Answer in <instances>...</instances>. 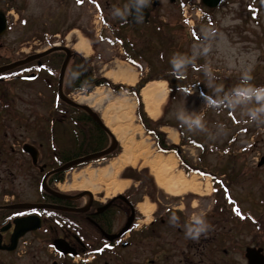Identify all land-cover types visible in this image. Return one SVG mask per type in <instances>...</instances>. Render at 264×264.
I'll use <instances>...</instances> for the list:
<instances>
[{
  "label": "flooded vegetation",
  "instance_id": "1",
  "mask_svg": "<svg viewBox=\"0 0 264 264\" xmlns=\"http://www.w3.org/2000/svg\"><path fill=\"white\" fill-rule=\"evenodd\" d=\"M161 1L151 0L147 7L151 18L158 16ZM185 1L165 0L164 12L168 7L181 8ZM199 1L209 15L226 7L233 10L237 1L245 3L221 0L218 7L209 8L204 0ZM57 3L59 9H68L71 3L80 10L91 7V14L97 12L102 23L108 22L105 27L119 34L146 25L143 21L133 24L130 16L126 21L113 17L112 10L123 7L126 0ZM16 9L13 0H0L8 30L17 18ZM245 9L250 23L263 34V46L264 0H247ZM92 23L97 30L98 21ZM53 32L56 41L60 35ZM5 38H0V67L23 60L13 59L12 46L3 42ZM56 47L67 45L60 41ZM56 53L64 59L68 55L56 51L0 74V264H220L222 248L241 256L243 248L234 251L236 243L245 241L246 227L237 218L228 222L207 218L212 230L196 242L185 237L183 225L190 218L178 216L179 223L173 226L169 214L154 211L148 220L133 192L125 194L126 201L117 196L91 197L85 190H60L61 162L72 152L62 154L71 148L62 146L61 107L55 98ZM256 74L255 68L251 75ZM30 75L35 78L29 79Z\"/></svg>",
  "mask_w": 264,
  "mask_h": 264
},
{
  "label": "rangeland",
  "instance_id": "2",
  "mask_svg": "<svg viewBox=\"0 0 264 264\" xmlns=\"http://www.w3.org/2000/svg\"><path fill=\"white\" fill-rule=\"evenodd\" d=\"M244 2L245 3L242 4L243 2L237 1L233 10L226 7L221 10V13L212 15L211 24L209 21L204 23V21L201 20L199 23L200 27L197 29L198 34H191L189 28L184 23L186 19L183 18L181 11L175 7H168L167 10L169 11L165 13V0H162V9L158 13L157 22L162 20L163 25L168 26L166 33H170V36H172L175 42V48L167 51L169 54L168 63L165 64L171 65L172 56L176 53L191 56L194 44L205 43L211 45L210 52L206 56H200L195 62L203 60V63L210 66L212 70L220 69L222 71H231L239 76L242 75L244 71L248 70L249 67H251V71L255 68L256 71H263L264 45H261L263 34L250 23L245 9L247 0H244ZM17 3L21 5V10H16L18 19H14L10 26V33L5 35L6 38L3 40V42L10 44L9 46H12L13 59H24L31 54H39L38 51L48 48V37L52 38L51 42L53 43L57 44L63 41L71 46L80 42L81 37H83L89 39L94 50L97 54H100L99 58L98 56L95 58L96 62L94 69L96 75H106V73L110 72V68H115V71L118 72L120 69L122 70V64L133 67V65L127 61L126 54L120 45L116 44L113 40L111 31H107L108 34H105L103 30V35L106 36L109 41H103L98 38L97 33L99 31L95 30V28L93 29V23L90 26L91 20L93 21L95 19V15L89 12L91 7L87 9L82 7L80 10L75 4L71 3L68 9H59L57 0H17ZM96 21H99L98 18ZM198 21L199 19H197V22ZM97 25L96 23V26ZM97 27L100 30L101 26L98 25ZM153 27L154 26H150L149 28L146 27L144 32L138 33L128 30L121 36L131 43H135L136 52L133 58L142 62V64L139 63L144 68L142 72L143 75L141 74V76L144 77L148 73V63H151L155 67V72H159L163 65L162 62L160 63L159 57H157L158 49L162 47H160V40L157 34L155 32H153L154 34L152 33L151 28ZM43 28H45L47 34L41 33L44 32L42 30ZM87 28L90 30H87ZM53 31L60 35L56 41H52L54 39V37H52ZM205 32L209 33L207 40L205 39ZM190 35L195 39H192ZM57 55L60 56L59 53L53 56ZM165 60H167V57H165ZM192 76L195 80V75ZM138 78L140 79L139 76ZM166 89L168 91V86H166ZM101 92L105 97L104 101L100 102L98 98H95L93 102L86 103L96 109L102 117L105 115L104 113L107 112L109 104L114 101L116 96H120L123 100L127 98V100H125L127 107L123 106L116 113L110 115L115 123H122L121 120H123V118L121 115L124 113L129 116L132 115L131 113L133 110L134 115L136 114L137 103L132 95L128 96L125 93L117 95L114 94L112 90L110 91L109 88H103ZM169 94L168 91V95ZM168 95L164 102L159 103L160 116L164 111V121L170 122L174 129H165V131L169 135L170 131H177L178 128L176 126H181L180 121H178L176 117L177 113L182 109L189 113H202L204 115L208 131L203 132L204 136L202 137V142L207 148V154L204 158L203 165L209 172L217 176L224 170L228 171V174H234V171H237L233 179L227 181L228 185L230 184L231 192H235L239 200H247L249 202L250 206L248 210H250L251 213H248V218L256 223V214L254 213H258L260 208L256 206L255 203H262L263 199H260V196L258 197L255 194H251V192L258 194L261 190L264 191V167L261 169L256 168L257 159L260 156H264V125L247 123V117L242 116L239 110L230 112L228 110L217 111L213 108H209L202 99V96H199L198 92L194 90H192V94L186 95L178 88L175 92L171 93L170 96ZM83 96H85V94L78 93L75 95V100L81 102L80 98ZM144 103L147 110L145 100ZM116 117H118V119H116ZM138 124L139 122L135 117L133 125L137 128L136 132H134L136 141L144 142L155 155L158 154L155 141L150 136H147L145 131L143 132V130H140ZM218 124H223L225 126L224 134H216V126ZM185 129L186 127H184V130ZM227 139H229L228 142H226ZM168 142L172 143L174 141L169 139ZM177 142L179 143L180 140ZM183 149L186 156L192 162H197L201 154L200 148L188 144L186 145L185 143ZM122 153L123 147L119 142V152L117 156L71 171L68 173L67 177H65L67 183L64 188L74 190L83 189L81 187L82 184L90 182L95 186L93 193L96 196H116L117 194L106 185H108L110 178L117 172V168L115 165L113 166V164L118 162ZM174 158L176 159L175 156ZM227 158H229V160ZM230 161L234 162V164L232 165ZM176 163V172L179 174L180 163L177 159ZM143 164L142 159L136 166L129 165L121 168L117 178L120 181H126L124 179L129 178L125 177V170H133L132 172L137 176V182L135 184L134 181L129 179L131 182L129 185L141 190V193L138 195L141 198V206L149 207L147 211L144 210L147 214L151 208L155 206L154 204L158 205V208H163L164 206H167V208H170V206L181 207L189 216L201 210L208 213L213 206L214 186L212 182L210 183V181H208V185H211L210 188L212 192L209 196L201 195L200 193L194 194L192 192L183 193L178 197L171 196L158 185V177L155 169ZM106 169H108V171L102 176L101 171ZM91 171L94 172V179H90L89 172ZM225 179L227 180L228 177ZM201 181L203 182L202 188L206 187L207 180L203 178ZM247 231L250 232L251 236L249 237V235L245 233V241L242 239V242L251 244L253 243L251 227L247 226ZM225 250L224 248L221 250L219 257L220 264H244L241 262L239 254L226 253ZM237 250L239 249L236 248L234 252H237Z\"/></svg>",
  "mask_w": 264,
  "mask_h": 264
},
{
  "label": "bare ground",
  "instance_id": "3",
  "mask_svg": "<svg viewBox=\"0 0 264 264\" xmlns=\"http://www.w3.org/2000/svg\"><path fill=\"white\" fill-rule=\"evenodd\" d=\"M77 50H81L86 55L91 53V46L86 39L81 37V41L77 43ZM121 74H114L112 72L108 73V77H112L116 82L129 83L134 84L137 82L138 76L129 66L122 64ZM167 83L164 81L151 82L144 90H143V98L147 104V111L151 118L157 119L160 114V106L159 103L164 102L168 95L166 89ZM102 88L96 90L95 93H92L89 97H81V102H93L95 98L98 100L104 101L105 97L101 92ZM127 100V98H125ZM120 96H116L114 101L109 104L107 108V112L104 113L103 116L104 122L106 126L112 131L117 138V140L121 143L123 147V153L121 154L118 162L114 163L117 168V172L110 178V182L108 186L110 190L113 192L121 193L124 192L130 185V181H120L118 180L119 170L125 166L133 165L136 166L139 161L143 159V165L153 167L158 177V185L166 191V193L171 196H181V194L186 192L192 193H202L210 194L211 189L207 184L204 189L203 183L200 178L196 175L187 176L184 172L180 171L179 174L176 172V159L174 155L164 156L163 154H154L150 147L146 145L144 142H137L134 136V132L136 129L133 125V121L135 119L134 112L132 110V115H127L126 113L122 114L121 120L122 123L117 124L110 117L111 114L116 113L120 108L127 107ZM118 119V117H116ZM140 130H143L142 127L138 126ZM170 139L174 142L179 140V136L176 132H169ZM108 169L101 171V175L104 176ZM90 179H94V172H89ZM103 180V177H102ZM83 189L89 190L91 192L94 191V187L92 183L87 182L83 183L81 186ZM145 211L149 209V207H143ZM153 207L151 208L152 211ZM150 212V211H149Z\"/></svg>",
  "mask_w": 264,
  "mask_h": 264
},
{
  "label": "clouds",
  "instance_id": "4",
  "mask_svg": "<svg viewBox=\"0 0 264 264\" xmlns=\"http://www.w3.org/2000/svg\"><path fill=\"white\" fill-rule=\"evenodd\" d=\"M151 0H126L123 7H117L112 10L114 18L127 20L129 16H134L137 22L144 19V9L147 8ZM209 36L205 32V39ZM211 50L210 44H194L192 55L176 53L171 59L172 74L177 79H183L189 66L195 64L200 56H206ZM205 76L208 78L209 87L214 90V95L202 94V99L209 108L217 111L228 110L230 112L240 111L242 116L247 117V123L264 125V85L257 86L251 83V67L244 71L239 84L229 90H225L223 85L215 83V76L210 66H202ZM180 91L186 95L192 94L191 88H182ZM177 120L190 132H207L208 128L202 113H189L186 110H180L177 113ZM217 135L225 133V126L218 124ZM169 223L176 226L179 223V217L173 213ZM212 225L207 220L206 211H198L192 215L187 223L183 225L185 237L198 242L201 237H207L212 230Z\"/></svg>",
  "mask_w": 264,
  "mask_h": 264
},
{
  "label": "trees",
  "instance_id": "5",
  "mask_svg": "<svg viewBox=\"0 0 264 264\" xmlns=\"http://www.w3.org/2000/svg\"><path fill=\"white\" fill-rule=\"evenodd\" d=\"M80 59V58H79ZM82 72V73H78ZM71 76H75L79 78V80L83 79L85 81L89 82L87 84H79L80 81L78 79H71L72 83H74L75 88L77 89H81V90H86V91H92L96 86H111L114 88L115 91H120V90H124L125 92H127L128 94H132L133 96L136 97L137 101H138V110H137V116L141 122V124L143 125L144 129L146 130V132L151 135L157 143V146L159 148L160 151L166 152V153H176L177 156L180 158V162L182 167L186 170V172L188 171H198V172H202L204 173V169L202 167L199 166H195L193 165L186 157V155L184 154V151L182 150L181 146H176V145H170L168 144L166 141V135L165 133H162L159 130V126L160 125H167L166 122H164L163 120L159 121V122H153L151 119H149L148 115L145 111V107L143 104V100L142 97L140 95L141 89L151 80L153 79H160L162 78V76L164 74H159V75H149L146 79L141 80L137 86L135 87H121V86H113L111 84V82L105 78H97L96 80L93 79V75L90 72L88 74V72L86 71V67L85 64L82 63L80 64L79 62H77L76 64H74V66L72 67L71 70ZM180 79L177 80V84H180L179 82ZM171 86H172V82H171ZM191 140L185 136L184 134H182V145L185 143L190 142ZM105 146V138L102 136L98 139L97 145H90V146H85L86 148L83 149V151L80 153L82 154H88L90 152H94L97 150L102 149Z\"/></svg>",
  "mask_w": 264,
  "mask_h": 264
},
{
  "label": "water",
  "instance_id": "6",
  "mask_svg": "<svg viewBox=\"0 0 264 264\" xmlns=\"http://www.w3.org/2000/svg\"><path fill=\"white\" fill-rule=\"evenodd\" d=\"M36 57L39 58V57H41V56L39 55V56H36ZM67 62H68V59L66 60L64 66H63L62 74H60V75H61V79H63V74H64V72H65V68H66V66H67ZM61 98H62L63 101H65V102L68 103L69 105H71V106H75V107H79V108L81 107L82 109H84L85 111H87L89 114H91V117H92V118H93L98 124H100V125L102 126V124H101V122H100L98 116H97L95 113H93L88 107H86V106H81V105L79 106V105L73 103L72 101H70V100L64 98L63 96H61ZM105 130H106V129H105ZM111 151H112V150L109 149V150L104 151V152H102V153H98V154L91 155V156L86 157V158H84V159H82V160H80V161H77L76 163H79V162H82V161H86V160L95 159V158L100 157V156H103V155H107V154L111 153ZM72 165H74V164H72ZM261 252H262V250H256V249H253V250H252V249H249L248 252H247V257H248V259H249V261H250L249 264H264V256L261 254Z\"/></svg>",
  "mask_w": 264,
  "mask_h": 264
},
{
  "label": "snow or ice",
  "instance_id": "7",
  "mask_svg": "<svg viewBox=\"0 0 264 264\" xmlns=\"http://www.w3.org/2000/svg\"><path fill=\"white\" fill-rule=\"evenodd\" d=\"M78 2H82V0H78ZM203 175V173H201ZM237 214H239V212H237ZM106 247H108V245H106ZM99 251H103V249H100Z\"/></svg>",
  "mask_w": 264,
  "mask_h": 264
}]
</instances>
